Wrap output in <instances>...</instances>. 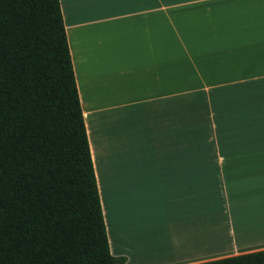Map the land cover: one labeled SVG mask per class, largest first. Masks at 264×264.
<instances>
[{"label": "crops", "instance_id": "crops-1", "mask_svg": "<svg viewBox=\"0 0 264 264\" xmlns=\"http://www.w3.org/2000/svg\"><path fill=\"white\" fill-rule=\"evenodd\" d=\"M109 252L264 250V0H59Z\"/></svg>", "mask_w": 264, "mask_h": 264}, {"label": "trees", "instance_id": "trees-1", "mask_svg": "<svg viewBox=\"0 0 264 264\" xmlns=\"http://www.w3.org/2000/svg\"><path fill=\"white\" fill-rule=\"evenodd\" d=\"M111 256L59 0H0V264ZM196 264H264V250Z\"/></svg>", "mask_w": 264, "mask_h": 264}]
</instances>
